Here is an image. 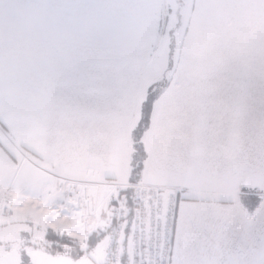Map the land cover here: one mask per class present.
<instances>
[{
    "label": "snow or ice",
    "instance_id": "1",
    "mask_svg": "<svg viewBox=\"0 0 264 264\" xmlns=\"http://www.w3.org/2000/svg\"><path fill=\"white\" fill-rule=\"evenodd\" d=\"M0 264H264V0H0Z\"/></svg>",
    "mask_w": 264,
    "mask_h": 264
},
{
    "label": "built area",
    "instance_id": "2",
    "mask_svg": "<svg viewBox=\"0 0 264 264\" xmlns=\"http://www.w3.org/2000/svg\"><path fill=\"white\" fill-rule=\"evenodd\" d=\"M129 221L130 222L134 221L137 224V227H139V225H140V219L136 215H133L132 217H129ZM112 235H113V239L115 241L116 240V236H117V233H116V230L115 229H113ZM136 239H137V243L140 244L141 241L139 239V235H137ZM116 247H117V244L114 242L113 243V249H115Z\"/></svg>",
    "mask_w": 264,
    "mask_h": 264
},
{
    "label": "crops",
    "instance_id": "3",
    "mask_svg": "<svg viewBox=\"0 0 264 264\" xmlns=\"http://www.w3.org/2000/svg\"><path fill=\"white\" fill-rule=\"evenodd\" d=\"M130 156V155H129ZM244 188H247V190L249 191H254L256 189L252 188L250 185H247V184H241L239 186V188H237L236 192H235V196L237 199H239L240 195H241V191L244 189Z\"/></svg>",
    "mask_w": 264,
    "mask_h": 264
},
{
    "label": "rangeland",
    "instance_id": "4",
    "mask_svg": "<svg viewBox=\"0 0 264 264\" xmlns=\"http://www.w3.org/2000/svg\"><path fill=\"white\" fill-rule=\"evenodd\" d=\"M128 152H129V155H131V153H132L131 145H129Z\"/></svg>",
    "mask_w": 264,
    "mask_h": 264
}]
</instances>
